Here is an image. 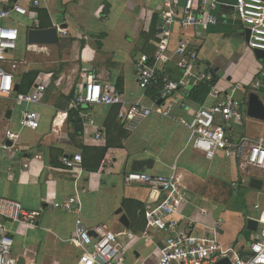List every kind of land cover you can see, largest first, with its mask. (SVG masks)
<instances>
[{
	"label": "crops",
	"instance_id": "1",
	"mask_svg": "<svg viewBox=\"0 0 264 264\" xmlns=\"http://www.w3.org/2000/svg\"><path fill=\"white\" fill-rule=\"evenodd\" d=\"M36 1V6L28 0L23 2L29 13L22 16V22L20 16L12 15L18 23H10L16 22L22 44L21 48L17 46V54L14 51L8 58L18 63L14 84L19 88L9 95H0V140L5 138L6 130L18 135L13 145L9 143L10 150H0V196L19 202L26 210L40 211L33 226L2 219L14 240L15 264H102L91 258L90 247L82 249L68 240L76 213L57 204L73 195L80 198V214L86 227L107 223L110 232L118 237L123 264H158L165 234L147 227L144 211L146 205H156L162 195L147 185L124 181L133 170L134 161L149 159L150 166L137 171L156 175L169 174L172 166L176 168L188 199L177 218L183 217L184 223L194 220L191 229L196 234H208L211 227H216V239L224 248L248 256L249 242L256 231L246 230L245 221L252 218L259 225L264 220V171L242 174L236 162L221 152L206 159L191 147L184 126L158 113L150 114L132 131L117 122L119 105L85 107L92 120L86 128L78 115L68 119L69 105L84 69H92L101 81L110 82L129 102L158 103L155 90L142 92L138 88L134 61L140 54L151 56L155 51L160 0ZM216 1L217 24L206 29H181L174 25L163 71L173 81L182 80L175 48L181 36H188L196 55L195 69L216 78L214 85L220 96L242 99L244 119L241 124L230 125L227 133L233 139L243 135L256 139L264 136V120L247 115V101L249 93L254 92L264 105V56L258 57L249 48L248 28L237 19L234 0ZM37 9L42 10L41 18ZM35 18L45 28L66 25L67 34L59 35L57 44L68 43L79 77L61 69L56 74L41 71L24 60L27 29ZM55 45H38L29 50L35 52ZM33 71L38 74L27 84L30 77L25 80L23 76ZM43 80L48 85L37 103L16 104L14 98L19 91L28 92ZM256 81L258 88L254 87ZM235 85L240 89L234 90ZM187 88L176 92L172 99L185 102L186 109L175 107L174 112L188 120L202 104L187 96ZM205 103H211L208 94ZM27 108L39 115L36 129L20 124ZM95 132L102 139H96ZM105 147V154L94 169L96 153ZM77 153L82 156L81 171L63 167L60 158ZM251 179L259 180L260 188L251 187ZM247 204L252 205L251 210ZM255 205L258 209H254ZM199 207L206 208L207 215L198 216ZM119 209L121 212L117 213ZM121 214L128 220L127 227L119 221Z\"/></svg>",
	"mask_w": 264,
	"mask_h": 264
},
{
	"label": "built area",
	"instance_id": "2",
	"mask_svg": "<svg viewBox=\"0 0 264 264\" xmlns=\"http://www.w3.org/2000/svg\"><path fill=\"white\" fill-rule=\"evenodd\" d=\"M26 0H0V95H9L14 89V71L17 61L8 58L16 51L20 33L14 16L28 15V9L23 5ZM34 6L36 0H28ZM161 10L157 26V40L155 51L151 56L140 54L135 59L136 84L142 92L150 87L157 88V99L150 105L140 101L129 102L108 81H101L92 69L83 70L81 83L73 94L70 102V111L75 112L83 126L91 125V113L86 110L91 105H119L117 122L127 131H132L152 113H158L184 126L188 131V142L191 147L201 152L206 159H213L218 152L223 157L233 159L237 169L250 176L254 171H264V136L252 139L246 135L233 139L227 129L232 124H241L244 117L241 111L242 99L236 96H220L216 85H212L208 98L211 103L200 105L190 119L175 115V107L186 109L184 101L175 102L173 95L183 89L191 88L199 83H206L212 75L195 69V51L188 36H181L175 48L179 57L176 62L182 71V80L173 81L163 71V64L168 60L167 52L170 45L174 25L181 29L196 27L206 29L218 23L214 13L218 6L216 0H160ZM234 11L237 19L249 30L248 46L250 49L264 50V0H234ZM15 18V17H14ZM14 24H11L12 21ZM18 23V22H17ZM31 28H39L38 20L33 19ZM58 36H66L67 31L56 25ZM37 48L38 45L28 44L27 50ZM44 48L45 47H41ZM48 81L43 80L35 84L28 92L18 93L14 100L18 105L28 106L37 103L45 93ZM259 87V82L254 83ZM187 88V89H188ZM234 90L240 89L238 85ZM86 107V109H85ZM39 115L32 109H25L20 124L23 127L36 129ZM96 139H102L98 132ZM18 135L10 130L5 131V138L0 140V150L8 151L17 141ZM81 155H63L60 162L63 167L73 172L81 171ZM175 166L169 174H149L131 170L125 177L126 184L139 183L147 185L151 190L162 195L159 202L152 206L146 205L144 216L148 228L165 234L163 246L159 249L158 264H212L223 257H228L231 264H264V220L258 225L249 242L250 254L246 257L238 255L232 248H224L216 239V227H211L208 234L193 233L191 226L194 220L182 222V207L187 203L185 187L180 184L175 173ZM58 207L76 213L73 232L69 242L79 248L90 247L89 255L93 260L102 264H123L122 252L118 246V237L110 232L107 223H97L86 227L81 213V201L77 195L70 196ZM254 209H258L255 205ZM207 209L198 208V216L207 215ZM40 211H29L14 200L0 196V264H15L12 256L13 237L4 225L3 220L23 223L33 226ZM91 232L94 234L92 235ZM132 237V234H128Z\"/></svg>",
	"mask_w": 264,
	"mask_h": 264
},
{
	"label": "water",
	"instance_id": "3",
	"mask_svg": "<svg viewBox=\"0 0 264 264\" xmlns=\"http://www.w3.org/2000/svg\"><path fill=\"white\" fill-rule=\"evenodd\" d=\"M61 28L66 27V25H60ZM250 30L247 29L246 37L249 39ZM26 40L28 44L31 45H55L59 42L57 30L55 26L47 27V28H29L26 33ZM258 57L264 56V50L255 49L254 51ZM19 86L14 84V90L18 91ZM160 103V100L158 101ZM247 115L251 118L264 120V105L258 95L254 92H250L248 95L247 101ZM152 163V160H138L134 161L132 165L133 170H141L143 167H149ZM250 186L254 188H260L261 182L257 179L250 180ZM120 209L117 213H120ZM119 221L127 227L128 220L124 214L120 215ZM246 230L249 231H257L258 230V222L252 218H248L245 221ZM92 235H94L91 232ZM212 264H231L228 257H223L219 259L217 262Z\"/></svg>",
	"mask_w": 264,
	"mask_h": 264
},
{
	"label": "rangeland",
	"instance_id": "4",
	"mask_svg": "<svg viewBox=\"0 0 264 264\" xmlns=\"http://www.w3.org/2000/svg\"><path fill=\"white\" fill-rule=\"evenodd\" d=\"M20 22H22L23 18L20 16ZM22 42H18V48H21ZM68 43L65 44H57L55 46H47V49L44 50H36L31 51L25 48V54L23 55L24 60H27V64L33 63L34 67L38 68L41 71H52L56 74V72L61 69L66 74H72L73 76H78L80 71H78L77 67L73 64L75 60H72L69 55L68 47L66 46ZM26 47V46H25ZM20 50V49H19ZM17 54V51H16ZM26 64V65H27ZM76 68V69H75ZM56 71V72H55ZM229 186H232L231 184ZM250 202V201H249ZM249 210L252 209V205H248Z\"/></svg>",
	"mask_w": 264,
	"mask_h": 264
},
{
	"label": "trees",
	"instance_id": "5",
	"mask_svg": "<svg viewBox=\"0 0 264 264\" xmlns=\"http://www.w3.org/2000/svg\"><path fill=\"white\" fill-rule=\"evenodd\" d=\"M36 12L39 15V17L41 18L42 10L41 9H37ZM39 27L40 28H45V26H43L42 23L40 24ZM37 74H38V71L30 72L29 74L24 75L23 79L26 80L27 77H30L29 78L30 82H27V84H30L32 82V79L34 77H36ZM215 83H216V78L212 77V79L209 82L199 83L198 85H194L193 87L189 88L186 91V94L192 101L197 102L199 104H203L207 94L209 93V90H210L211 86L214 85ZM21 86H23L22 83H21ZM148 90L149 91L155 90V93H157V88L155 86L150 87ZM19 92L21 93L22 91H19ZM149 95L152 96V94H150V92H149ZM153 96H155V95L153 94ZM75 115H76L75 112L70 111L68 119L70 117L73 118ZM106 148L107 147H105V148H103L101 150H98V152L96 153V156H95L96 164H95L94 169L98 168V165H99L101 159L103 158V156L105 154ZM81 158H82V156H81ZM240 255L242 256V254H240Z\"/></svg>",
	"mask_w": 264,
	"mask_h": 264
}]
</instances>
